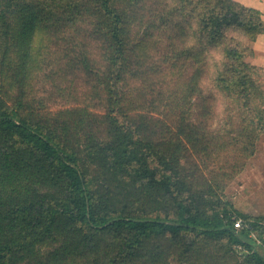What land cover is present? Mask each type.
Masks as SVG:
<instances>
[{
	"label": "trees",
	"instance_id": "obj_1",
	"mask_svg": "<svg viewBox=\"0 0 264 264\" xmlns=\"http://www.w3.org/2000/svg\"><path fill=\"white\" fill-rule=\"evenodd\" d=\"M62 31L105 45L103 111L27 100ZM260 34L236 0H0V264H264L225 194L264 135Z\"/></svg>",
	"mask_w": 264,
	"mask_h": 264
},
{
	"label": "rangeland",
	"instance_id": "obj_2",
	"mask_svg": "<svg viewBox=\"0 0 264 264\" xmlns=\"http://www.w3.org/2000/svg\"><path fill=\"white\" fill-rule=\"evenodd\" d=\"M89 16L93 23L96 16L92 8ZM61 38L64 41L55 46L46 45L47 49L42 44L40 70L31 80L33 92L26 95L27 100L39 111L54 112L75 105L103 111L104 105L95 93L98 77L92 69H96V62L102 59L105 45L99 38L84 40L71 31H62ZM84 53L89 54L85 62ZM225 194L241 212L264 217V162L260 155L249 159L225 188Z\"/></svg>",
	"mask_w": 264,
	"mask_h": 264
},
{
	"label": "crops",
	"instance_id": "obj_3",
	"mask_svg": "<svg viewBox=\"0 0 264 264\" xmlns=\"http://www.w3.org/2000/svg\"><path fill=\"white\" fill-rule=\"evenodd\" d=\"M239 3L253 7L260 10L264 16V0H236ZM253 54L250 57H247V60L255 65L261 66L264 70V34L257 36L256 40L250 43ZM255 156L260 155L262 161L264 162V135L258 141L256 145Z\"/></svg>",
	"mask_w": 264,
	"mask_h": 264
},
{
	"label": "built area",
	"instance_id": "obj_4",
	"mask_svg": "<svg viewBox=\"0 0 264 264\" xmlns=\"http://www.w3.org/2000/svg\"><path fill=\"white\" fill-rule=\"evenodd\" d=\"M241 222H242V220H241L240 218H237V219L235 220V222H234V226H235L236 228H239V227L241 226Z\"/></svg>",
	"mask_w": 264,
	"mask_h": 264
}]
</instances>
